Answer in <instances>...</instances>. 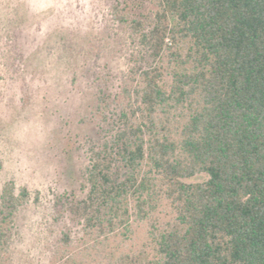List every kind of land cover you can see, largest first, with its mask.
Returning <instances> with one entry per match:
<instances>
[{"label":"trees","instance_id":"obj_1","mask_svg":"<svg viewBox=\"0 0 264 264\" xmlns=\"http://www.w3.org/2000/svg\"><path fill=\"white\" fill-rule=\"evenodd\" d=\"M112 1L133 42L128 72L114 99L97 93L89 191L56 196V219L79 214L92 264H264V0H148L138 15ZM27 198L12 183L0 195V264ZM132 219L147 223L153 258L109 248Z\"/></svg>","mask_w":264,"mask_h":264},{"label":"rangeland","instance_id":"obj_2","mask_svg":"<svg viewBox=\"0 0 264 264\" xmlns=\"http://www.w3.org/2000/svg\"><path fill=\"white\" fill-rule=\"evenodd\" d=\"M122 1L132 15L152 9L148 0ZM112 2L0 0V195L8 183L17 196L28 191L9 264H61L66 249L84 262L97 260L79 214L67 210L57 220L54 201L86 198L91 149L105 128L95 115L97 93L114 99L128 72L133 42L112 17ZM124 233L110 238L109 248L154 257L147 223L132 219Z\"/></svg>","mask_w":264,"mask_h":264}]
</instances>
